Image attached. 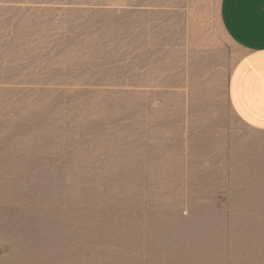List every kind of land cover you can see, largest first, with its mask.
I'll list each match as a JSON object with an SVG mask.
<instances>
[{
	"label": "rangeland",
	"instance_id": "374dc122",
	"mask_svg": "<svg viewBox=\"0 0 264 264\" xmlns=\"http://www.w3.org/2000/svg\"><path fill=\"white\" fill-rule=\"evenodd\" d=\"M221 1L0 0V264H264Z\"/></svg>",
	"mask_w": 264,
	"mask_h": 264
},
{
	"label": "crops",
	"instance_id": "0c3cea01",
	"mask_svg": "<svg viewBox=\"0 0 264 264\" xmlns=\"http://www.w3.org/2000/svg\"><path fill=\"white\" fill-rule=\"evenodd\" d=\"M223 29L243 57L228 85L240 121L264 135V0H222Z\"/></svg>",
	"mask_w": 264,
	"mask_h": 264
}]
</instances>
